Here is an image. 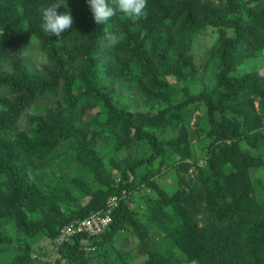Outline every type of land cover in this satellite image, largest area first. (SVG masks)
<instances>
[{
	"label": "trees",
	"instance_id": "1",
	"mask_svg": "<svg viewBox=\"0 0 264 264\" xmlns=\"http://www.w3.org/2000/svg\"><path fill=\"white\" fill-rule=\"evenodd\" d=\"M52 3H66L67 9L57 12L67 10L74 19L59 38L41 27L42 11ZM146 11L147 18L136 23L117 12L107 24L96 25L86 0H0V220H12L26 235L42 231L60 238L58 256L42 264H105L100 257L94 263L89 248L101 251L128 224L142 264H264V183L252 184L249 177L250 168L264 169V76L254 68L236 73L264 50V0H147ZM207 26L215 37L202 61L204 67L217 61V78L211 88L191 93L202 65L194 59L191 39ZM106 32L121 42L107 47ZM32 42L45 62L41 69H30L25 57ZM165 76L174 77V84L186 82L182 100L176 101V88ZM120 83L143 95L148 112L112 101ZM198 103L205 111L190 131L186 114ZM94 107L98 110L84 122L80 115ZM201 124L212 137L205 169L214 185L189 202L191 189L186 197L182 191L169 194L154 178L168 155L175 159L166 166L180 180L188 170L203 174L190 149V137L200 133ZM166 126H177L178 135L159 138ZM98 138L113 140L114 153L122 154L113 162L114 174L121 176L117 184L96 149ZM131 142L142 147L132 159L126 152ZM62 144L69 145L67 152L62 149L63 162H73L77 174L62 169L54 174L52 160L62 161ZM145 165L151 169L137 183L152 188L159 199L142 222L128 196L137 169ZM71 189L90 199L64 217L56 201L68 200ZM112 196L116 205L103 232L63 234L72 221L109 209ZM5 242L0 232V246ZM20 263L40 264L37 258Z\"/></svg>",
	"mask_w": 264,
	"mask_h": 264
},
{
	"label": "rangeland",
	"instance_id": "2",
	"mask_svg": "<svg viewBox=\"0 0 264 264\" xmlns=\"http://www.w3.org/2000/svg\"><path fill=\"white\" fill-rule=\"evenodd\" d=\"M214 32V29L207 26L199 29V32L191 39V51L193 53L194 59L196 62H200V64H202L198 67L197 77L194 79V85H190L189 87L191 93L202 91L205 86L211 88V85L216 82V75L219 68L217 67V61H213V59L209 60L206 63V67H204V60L202 61V59H204L205 52L208 51L209 46L213 42V39L215 37ZM36 47L37 44L32 42L26 50L28 52L27 55L29 56L24 54L25 57L28 58L27 61L30 62V69H41L45 66V62L42 61L43 59L41 60L39 50L36 51ZM38 57L40 58L37 60ZM253 68L258 71L259 75L264 76V50L255 58L251 60L249 59L248 61L240 65L236 73L242 74L243 72L251 70ZM236 73L233 72V74ZM165 78L168 79L171 84H174L176 82L174 77L165 76ZM185 85L186 82L174 84L176 88V101H180L184 98L186 89L183 86ZM114 86L116 93L113 92V102L114 100L115 102L119 101V103L123 105L127 104L128 107L130 106L131 110L138 109L137 111L141 112H148V110L151 108L148 105L145 106L144 100L146 99L140 92H134L127 85L121 83L119 85L115 84ZM0 95L3 94L0 93ZM254 105H257V99H254ZM196 106H198V108L196 110H193V114L191 113L189 115V110L188 114H186V121L189 119L188 124L190 127V131L197 129L192 123L194 122L196 117L202 116L205 111V107L203 104L198 103V105L196 104ZM97 110L98 109L95 107L92 109L88 108L84 111L83 115H80V117L85 122L87 117L95 113ZM42 111L44 110L41 109V112ZM203 125L204 124H201L200 133L191 135L190 137V149L193 155V159L196 160L199 166H202L204 168L203 174L196 173V169H192L190 171L188 170L184 174V177L180 180V178H178L177 176L176 170L166 166V163L173 162L175 159L174 156L168 155L164 159L165 162H163V165L161 167V173L154 178L156 184L163 190L167 191L169 194H173L175 191H182V196L186 197V192L188 194L189 189H191L193 195H188V197H190L187 199L189 200V202H191V198H196L195 196L198 195L199 191L204 187L212 188L214 185L212 175L207 174V171L205 169V163L207 160V146L210 142H212V137L206 134L205 130L207 127L205 128V125L204 127ZM157 135L159 138L163 139H168L172 136L175 137L176 135H178V127L166 126L163 130H159L157 132ZM96 141L97 143L95 146L96 149H98L100 152L106 173L115 176V183L117 184L120 181L121 176L120 174H117L118 172L114 174L115 169L113 168V162L118 160V158H120L122 154H120V156L118 157L117 154L114 153L113 140L98 138ZM67 146L69 145L62 144L59 147V151L61 152L63 158L62 161L58 159L52 160V163L54 164L52 170L54 171L55 175L58 174L61 169L65 173L68 172L67 174H77V171L73 169V167H76L73 162H71V166L65 165L63 162L67 153H64L62 149H65L67 152ZM141 148V146L131 142L128 149L126 150V152L129 154V158L132 159L138 153H141ZM144 150H146L145 147ZM154 163L156 165L158 163L157 160ZM150 169L151 166L146 165L137 169V177L134 180V186L132 187V190L128 196L129 207L133 211H135L137 220L142 222L144 221L145 217L150 215V211L154 206H156L159 199L158 195L152 188L146 186L144 183H141L140 185L137 183L138 181H140V179H142V176L145 177L147 171H149ZM44 170L46 173V168H44ZM249 177L252 181V184L257 180H260L264 183V169L261 167L250 168ZM43 179L45 180V182H48L47 173L45 175V178ZM84 179L86 183L88 182L95 186L94 184L96 183L90 177L85 176ZM69 195L70 198L68 200L62 197V199L56 201L57 209L64 217H68L72 214V211L84 207L90 199L89 194L81 190L77 191L76 189H71L69 191ZM226 199L228 201L230 200L229 197H227ZM196 201L203 203V200L201 199H196ZM177 202L182 201L179 199ZM164 211L168 213L172 212L170 206H165ZM38 214L40 215L41 213L38 211ZM28 216L32 218L33 215L28 214ZM203 216L205 215L202 214L198 217L200 224L205 220ZM131 230L132 229L130 228L129 224L124 225L123 229L115 236L114 241L111 244H107L106 246H104L101 251L99 248L93 249L90 247L89 251H92V254H94L93 258H95L92 261L95 263L97 258L100 257L105 261V264H123L119 256L122 254L129 262V264H142L143 257L138 256V254L136 253L137 237L133 235V232ZM0 232L8 240V242H5V244L0 246V264H21L20 260L29 258H37V261L42 264L43 261L53 262L58 256L57 246L60 238H57V240H52L50 236L43 233L42 231H37L33 234L26 235L16 227L12 220H0ZM187 264H195V262Z\"/></svg>",
	"mask_w": 264,
	"mask_h": 264
},
{
	"label": "clouds",
	"instance_id": "3",
	"mask_svg": "<svg viewBox=\"0 0 264 264\" xmlns=\"http://www.w3.org/2000/svg\"><path fill=\"white\" fill-rule=\"evenodd\" d=\"M92 18L96 25H105L110 19L117 14H122V18L133 23L139 22L147 18V0H112L115 7L110 6L108 0H86ZM59 7H65L66 3H52L42 11L43 23L41 25L43 31L48 36L59 38L62 33L72 29L74 19L69 11L58 13ZM0 37H3V30H0ZM59 40V39H58ZM107 47H114L121 42V37L111 32L105 33Z\"/></svg>",
	"mask_w": 264,
	"mask_h": 264
},
{
	"label": "built area",
	"instance_id": "4",
	"mask_svg": "<svg viewBox=\"0 0 264 264\" xmlns=\"http://www.w3.org/2000/svg\"><path fill=\"white\" fill-rule=\"evenodd\" d=\"M117 198L112 196L109 198V209L105 211H97L91 213L83 219L74 220L71 223L65 225L63 228V234L65 236H71L76 233H86L88 235H98L103 232L106 226L111 222V208L116 205ZM112 206V207H111Z\"/></svg>",
	"mask_w": 264,
	"mask_h": 264
}]
</instances>
